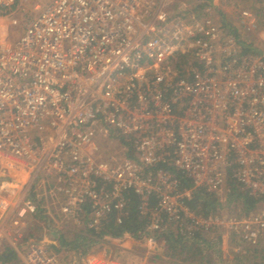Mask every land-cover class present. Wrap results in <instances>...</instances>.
Here are the masks:
<instances>
[{"label":"built area","instance_id":"2783aa9c","mask_svg":"<svg viewBox=\"0 0 264 264\" xmlns=\"http://www.w3.org/2000/svg\"><path fill=\"white\" fill-rule=\"evenodd\" d=\"M168 1L0 0V158L52 179L51 195L77 226L96 227L112 208L121 221L122 192L131 189L141 211L155 194L157 211L186 237L224 224L226 235L255 246L264 239V203L248 217H196L182 202L190 189L180 191L157 164L220 198L228 168L244 190L264 193V59L237 56L233 36L208 12L175 15ZM185 51L202 65L193 81L171 66ZM27 210L34 203L20 213ZM180 213L191 223L184 227ZM152 216L149 232L159 227ZM125 238L159 244L153 233L108 241ZM87 263L119 264L111 255Z\"/></svg>","mask_w":264,"mask_h":264},{"label":"trees","instance_id":"16d2710c","mask_svg":"<svg viewBox=\"0 0 264 264\" xmlns=\"http://www.w3.org/2000/svg\"><path fill=\"white\" fill-rule=\"evenodd\" d=\"M263 2L264 0H256ZM184 6H181L183 5ZM213 7L212 0H184L176 5L174 9H178L175 15H184L192 12H197L199 15L206 14L204 9ZM223 32L233 36L235 40V53L237 56H252L261 55L262 52L253 46L252 42H247V38H243L240 33V28L233 22L229 21L227 17L218 11ZM264 59V55H262ZM226 61L230 57H225ZM171 66L178 71L179 78L187 81H193V68L202 69V65L194 58L191 51L178 52L171 61ZM165 100H169L170 92H165ZM129 139L120 135L118 141L121 146H129ZM158 168L169 170L178 181V188L180 191L190 189L188 197L182 198L183 205L196 217L208 219L214 216H220L227 211L231 215L238 217H248L255 214L261 204L264 203V193L251 194L249 191L243 189L235 177H233L230 168L224 181V196L220 198L214 192H209L202 187H194L192 180L180 170L175 169L171 164L159 163ZM157 167H154L156 169ZM101 183V182H99ZM124 199L123 213L120 216L121 221H118V212L111 209L100 220L96 227H88L87 224L77 228L71 237L64 236L63 233L58 232L56 240L59 249L74 250L84 253L87 248L98 243L108 241L110 238H118L124 234L131 237L141 239L145 234L153 233L157 237L158 243L165 248V255L168 257L171 264H227L221 260V237L216 235L209 237L205 232L200 230H193L192 235L186 237L187 231L183 233L179 231V221L176 225L170 223L165 213L157 211V197L155 194L148 195L146 199V206L144 211H141L142 205L141 197L133 190L127 189L122 192ZM40 207V206H39ZM37 213H39L40 208ZM84 212L86 222L89 220L92 209L90 202L84 205ZM158 214V228L154 232H149V226L153 218V214ZM36 213V214H37ZM186 225L191 223V219L180 213ZM40 217V214L38 215ZM185 227V226H184ZM76 228V227H74ZM236 238H231V243L243 245L241 238L234 235ZM163 242V243H162ZM263 247V248H261ZM234 261L238 264H264V239H261L255 246H247L246 251L239 254ZM1 264H21L15 249L12 246H6L4 251L0 254Z\"/></svg>","mask_w":264,"mask_h":264},{"label":"rangeland","instance_id":"374dc122","mask_svg":"<svg viewBox=\"0 0 264 264\" xmlns=\"http://www.w3.org/2000/svg\"><path fill=\"white\" fill-rule=\"evenodd\" d=\"M183 1L169 0L168 10L177 13L178 9L174 8ZM212 3L213 7L205 8L204 13L208 12V17L219 26L221 21L218 11H221L229 21L240 28L243 38H247V42H252L253 46L262 52L259 56L251 57L264 55L263 2L212 0ZM243 11L252 16L244 18ZM192 13L199 16L197 12ZM203 15L205 14L200 16ZM20 17L21 14H18V18ZM20 28L18 26L8 31L6 43L12 42L20 34ZM32 176L30 167L0 158V254L6 246H12L21 264H88V260L92 258H108V255L119 264H171L165 255L164 246L158 244L150 249L143 239L137 241L130 238L122 241L113 239V242L106 241L93 245L82 254L80 250L59 249L56 240L58 232L71 237L78 231L77 228L83 225L77 226L69 215L61 212L63 198L51 195L54 185L52 179L42 181L40 176L38 179H33ZM27 201L34 203L35 211L27 210L20 213ZM38 208L41 210L39 213ZM228 215L231 214L225 211L220 218L226 219ZM206 232L209 237L220 235L221 260L227 264H237L234 259L244 253L249 246L243 241V245L231 243V238L236 237L233 234L226 235L224 224L212 226Z\"/></svg>","mask_w":264,"mask_h":264}]
</instances>
